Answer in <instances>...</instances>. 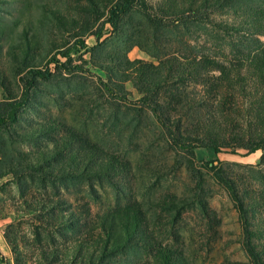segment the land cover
<instances>
[{
  "label": "trees",
  "instance_id": "1",
  "mask_svg": "<svg viewBox=\"0 0 264 264\" xmlns=\"http://www.w3.org/2000/svg\"><path fill=\"white\" fill-rule=\"evenodd\" d=\"M245 1L253 0H158L155 4L147 0H79L73 15L59 11L50 14L54 28L71 34L80 47H85L86 35H95L98 41V22L120 33L135 14L141 15L154 31L166 28L175 39L190 37L195 26L223 34L237 31L234 23L219 18L234 13L244 17L248 33L264 35V7L249 6L246 11ZM254 41L253 47L236 50L223 59L203 52L170 53L157 65L141 59L113 58L114 66H100L112 85L102 82L104 90L113 96L106 100L107 105L115 112L120 109L115 105L125 107L120 101L127 100L124 82L130 75L125 74L118 82H114L113 76L114 70L131 71L132 83L142 94L133 105L152 116L174 146L210 147L216 156L228 149L232 153L243 150L242 156L258 152L260 165L264 163V42L258 38ZM63 47H55L52 41L51 51L60 49L49 59L53 68L40 70L26 44L9 46L6 54L12 62L10 69L17 78L18 91L0 65V88L6 95L0 99V131L14 133L21 139L48 138L52 143L24 153L7 173L16 178H37L56 194L59 185L67 187L72 181L92 187L94 183L117 181L131 171L125 157L109 152L60 118L34 123L22 134L13 130L32 109L42 82L72 79V60ZM1 50L0 43V53ZM58 55L65 60H59ZM209 163L221 166L223 162L214 159ZM255 173L264 183V171L256 169ZM222 178L243 220L250 263L264 264V217L259 211L264 209V187L245 186L242 179L238 181L227 174ZM24 203L27 210L39 214L42 225L59 230L62 244L40 253L45 264H192L182 248L156 235L147 211L137 200L118 204L94 218L87 203L73 205L52 196ZM185 203L184 199L170 196L153 206L161 213H179ZM198 203L206 217L214 214L204 202ZM5 238L16 254L17 246L8 236ZM168 239L176 240V232H171ZM142 254L144 259L131 258ZM0 261H4L1 254ZM13 261L20 264L16 257Z\"/></svg>",
  "mask_w": 264,
  "mask_h": 264
},
{
  "label": "rangeland",
  "instance_id": "2",
  "mask_svg": "<svg viewBox=\"0 0 264 264\" xmlns=\"http://www.w3.org/2000/svg\"><path fill=\"white\" fill-rule=\"evenodd\" d=\"M147 1L155 4L158 0ZM78 2L0 0V65L5 67L16 91L17 78L10 69V56L6 54L9 46L26 44L40 70L53 68L49 59L60 49L51 51L52 41L55 47L64 45L62 49L69 52L72 60V79L42 82L32 109L13 130L22 134L34 123L60 118L109 152L125 157L131 171L117 181L94 183L92 187L85 182L72 181L66 184L67 187L59 185L56 194L37 178H16L7 173L10 165L24 153L51 146V141L48 138L21 139L14 133L0 131V219L6 221L4 237L8 236L17 246L16 254L12 253L13 259L16 257L20 264H45L40 256L42 249L51 250L62 244L59 230L42 225L39 214L24 206L26 201L52 196L73 205L87 203L92 218L118 204L137 200L147 211L156 235L164 242L182 248L192 264H251L245 250L243 220L222 176L227 174L238 181L242 179L245 186L252 188L264 187L255 173L256 169L264 171V163L257 165L259 153L242 156L243 150L232 153L228 149L216 156L210 147L174 146L165 129L133 105L142 94L132 83L131 71L114 70V82L120 81L125 74L130 75L124 82L127 100L120 101L125 107L115 105L120 107L116 112L108 107L106 100H112L113 96L104 90L102 82L112 85L100 66H114L113 58L123 60L124 57L157 65L170 53L203 52L223 59L236 50L253 47L255 38L264 42V35L248 33L244 17L234 13L219 18L234 23L237 31L223 34L195 26L190 37L175 39L166 28L154 31L141 15L135 14L122 26L120 33L108 24L101 26L98 22V41L95 35L89 34L84 36L85 47H80L71 34L60 33L54 28L50 14V11H59L73 15ZM256 5L264 7V1H245L243 9ZM57 58L65 60L61 55ZM5 97L0 88V99ZM214 159L222 161V167L219 163H209ZM170 196L186 202L179 213L173 210L161 213L153 206ZM200 201L214 214L206 217L200 209ZM259 211L264 217V209ZM171 232H176V240L168 239ZM144 256L132 255L131 258L144 259Z\"/></svg>",
  "mask_w": 264,
  "mask_h": 264
},
{
  "label": "crops",
  "instance_id": "3",
  "mask_svg": "<svg viewBox=\"0 0 264 264\" xmlns=\"http://www.w3.org/2000/svg\"><path fill=\"white\" fill-rule=\"evenodd\" d=\"M5 222V220L0 219V254L3 256L4 259V261H0V264H14L11 248L3 234Z\"/></svg>",
  "mask_w": 264,
  "mask_h": 264
}]
</instances>
